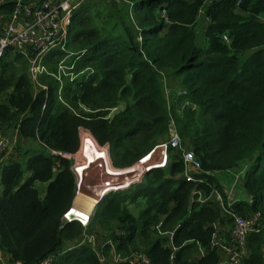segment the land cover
Listing matches in <instances>:
<instances>
[{
  "label": "trees",
  "instance_id": "1",
  "mask_svg": "<svg viewBox=\"0 0 264 264\" xmlns=\"http://www.w3.org/2000/svg\"><path fill=\"white\" fill-rule=\"evenodd\" d=\"M10 9L9 2L0 3L3 18ZM65 49L72 52L65 62L74 59V71L86 70L64 80L61 99L48 74L39 75L46 90L33 86L18 50L0 56L3 131L14 123L21 137L38 145L0 163V250L6 258L35 264L51 253V264H129L102 263L88 242L76 241L85 226L62 218L75 177L67 159L46 150H75L82 126L106 144L113 166H129L166 136L172 120L182 146L199 161L193 180L182 176L179 151L169 149L165 166L148 169L125 188L97 201L103 186L95 194L79 192L75 202L82 209L73 205L69 213L84 219L79 211L92 205L87 226L101 227L118 252L141 245L149 264H216L217 249L206 250L212 223L230 225V218L215 201L191 200V191L214 187L225 196L213 173L241 162L236 182L249 199L237 196L231 208L242 215L259 211L261 221L246 235L241 264H264V0H83L70 15ZM65 53L50 49L47 67L54 69ZM163 80L175 86L168 99ZM34 180L46 182L41 195ZM195 241L206 248L202 255ZM109 245L103 243L102 255Z\"/></svg>",
  "mask_w": 264,
  "mask_h": 264
},
{
  "label": "built area",
  "instance_id": "2",
  "mask_svg": "<svg viewBox=\"0 0 264 264\" xmlns=\"http://www.w3.org/2000/svg\"><path fill=\"white\" fill-rule=\"evenodd\" d=\"M81 1L83 0H0V3L9 2L11 4V9L5 18L0 13V56L8 48L18 50L27 61V73L33 86H41L46 90L47 85L39 81V75L42 73L48 74L57 80L59 99H61V86L64 80L72 81L86 70V68H82L74 71L72 69L74 59L69 63L65 62L66 58L72 54L71 51L65 49L70 15ZM222 39L226 42L228 41L225 34H222ZM54 47H59L65 50L66 53L56 59L54 69H49L44 61L45 55ZM162 90L168 99V96L172 94L170 89L162 85ZM174 92H178V89H175ZM62 102L64 103L63 100ZM80 129H82V135L79 134ZM87 130L85 127H78L77 135L79 140L83 141L86 138H91L94 142L93 137L89 135L90 133ZM8 144V136L4 133L0 122V159L6 152ZM93 147L102 153V156L98 157L105 159L107 162H103V168L98 164L96 157L91 165H88L86 159L84 162V150L81 146L75 151L47 148L46 152L69 161L70 170L75 177L74 195L77 192L84 194L88 190H90L89 194H95L96 184H98V187L103 186L97 194L96 201L108 191L122 189L130 183L138 181L148 169L165 166L169 149L179 151V157L183 164L182 176L186 180H193L192 172L199 171L198 159L190 149H185L182 146L172 120L168 122L165 138L155 143L147 153L128 167L118 168L113 166L108 158L105 144L101 146L94 144ZM125 171H128V173L121 174ZM121 181H127L126 185H120ZM84 182L88 183V185L83 186ZM91 187H94V189H91ZM224 189L225 196L214 187H211L207 192H203L201 188H195L191 191V200L198 202L215 201L223 214H227L231 221L230 225L220 222L212 223L213 230L207 249L197 241H195V245L199 255H202L208 249H218L220 256L217 259V264H241L242 257L247 254L245 246L246 235L250 232H257L261 227L260 213L259 211H253L248 215H242L235 212L231 208L234 199H231L232 196H230L229 190L225 187ZM69 209L63 214L66 217L65 220L75 219L84 226L88 217L84 221L76 215L70 217L67 214ZM155 227L157 228L158 224ZM158 232L161 231L158 230ZM171 233L172 229L169 230V235ZM107 242L111 244L109 240ZM111 249L113 252V248ZM171 249H176V246L171 245ZM97 255L99 260L104 259V255L101 253ZM113 257L114 261L122 260L127 261L129 264H149V258L142 251L133 252L129 257L113 253ZM52 258L51 253L47 254L35 264H51ZM169 258H173L172 251L169 254ZM0 264H21V262L19 260H8L0 250Z\"/></svg>",
  "mask_w": 264,
  "mask_h": 264
},
{
  "label": "rangeland",
  "instance_id": "3",
  "mask_svg": "<svg viewBox=\"0 0 264 264\" xmlns=\"http://www.w3.org/2000/svg\"><path fill=\"white\" fill-rule=\"evenodd\" d=\"M195 40H196V43L198 45H201L203 46L204 45V41H203V38H202V34L201 32L199 31H196V34H195ZM246 54V52L243 53V55H241L240 57L242 58L244 55ZM164 86L168 87L171 91V93L173 92L172 90V84L171 83H167L165 80H163V83H162ZM173 94V93H172ZM3 127V126H2ZM4 128V127H3ZM6 129L4 130V133L7 134L8 136V139H9V144H8V147L6 148V152L1 156V159L2 161L4 160H8V159H13V158H22L21 154H22V150L23 148L25 147H35V148H38V145H37V142L36 140L34 139H26V138H23L21 137L18 132H17V127L14 123H12L10 126H7L5 127ZM88 133L89 130H87ZM79 134L82 135V129L79 130ZM91 137H93L91 134H89ZM165 138V137H164ZM163 138V139H164ZM94 139V138H93ZM162 140V139H161ZM81 140H79L78 138V145L76 147L75 150L78 149V147L81 146ZM94 144H97L98 146H101V145H104V144H99L95 139H94ZM106 145V144H105ZM74 150V151H75ZM107 154H108V149H107ZM91 157V156H90ZM168 153H167V159H168ZM109 158V156H108ZM86 161L87 158H86ZM85 162V160H84ZM91 163H88V165H91L92 163H94V159H91L90 160ZM99 165L102 167V164L101 162H99ZM125 167H128V166H124V167H118V168H125ZM69 168H70V165H69ZM242 168H244V165L243 163H239L237 166L235 167H232V168H229V169H220V170H217L213 173L214 177L221 183V184H226V185H229L230 182L232 181V178H233V175L231 172H236L238 170H242ZM71 169V168H70ZM108 169V168H107ZM103 170V169H102ZM237 174V173H236ZM242 174V172H241ZM240 174V175H241ZM238 178L236 177V180ZM97 181V180H96ZM236 188H235V192H236V195L238 197H241L242 199L248 201V196L244 193V191H239L240 189H238V187H240V184H239V181L236 183ZM33 185L34 187L37 189V192L39 195L42 194L43 190H44V187L46 185V182L45 181H41V180H34L33 181ZM1 186V185H0ZM75 196V195H74ZM74 196H73V199H72V203H71V206L72 207L73 205L77 206L78 208H80L81 204L80 202H74ZM233 200V197L231 198ZM92 205H90L88 207V210L85 214H82L80 211H79V214L85 219L88 217V214L90 215L91 213V210H92ZM72 209V208H71ZM131 210L132 211H135V207L131 206ZM63 219L65 220L66 217L63 216ZM88 222V220H86V223ZM225 223V222H224ZM88 224H85L84 228H83V232L80 234L79 238L76 240L77 242H80V241H83V242H88L90 244V246L94 249V251L99 254L101 253L100 249H101V246L103 245L104 242H107L108 237L106 235V233L104 232V230L99 227V226H87ZM110 241V240H109ZM70 243V242H69ZM110 245H109V249H108V252L106 255H104V259L101 260L102 263H106V262H114V257H113V253H116V254H119L120 256H125V257H129L130 254H132L133 252H136V251H141L142 250V246H138L137 249H133V250H130L129 252H124V253H121V252H118L114 249V243L112 241H110ZM113 248V252H112V249ZM141 249V250H139ZM197 250V249H196Z\"/></svg>",
  "mask_w": 264,
  "mask_h": 264
},
{
  "label": "bare ground",
  "instance_id": "4",
  "mask_svg": "<svg viewBox=\"0 0 264 264\" xmlns=\"http://www.w3.org/2000/svg\"><path fill=\"white\" fill-rule=\"evenodd\" d=\"M91 142H92V144H91ZM93 145H94V143H93V141H92V139L91 138H86V139H84L82 142H81V147L83 148V150H84V160L87 158V160H88V163H91L90 162V160L91 159H94L95 160V157L97 158L96 160H98V164H99V162H101V164H103V162L105 161V159H102V158H100V157H98V156H102V153L98 150L97 151V149L96 148H94L93 147ZM91 156V157H90ZM100 158V159H99ZM106 162V161H105ZM107 163V162H106ZM107 168H108V166H107ZM109 171V170H108ZM122 173H124V172H122ZM121 173V174H122ZM125 173H128V171H125ZM132 175H133V173H132ZM97 185L98 184H96V186L95 187H97ZM124 185H126V184H124ZM78 194H79V192H77V194H75V199H74V202H75V200H76V197L78 196ZM71 211V210H70ZM68 215L69 214H71V213H67ZM72 215H74V214H72Z\"/></svg>",
  "mask_w": 264,
  "mask_h": 264
},
{
  "label": "crops",
  "instance_id": "5",
  "mask_svg": "<svg viewBox=\"0 0 264 264\" xmlns=\"http://www.w3.org/2000/svg\"><path fill=\"white\" fill-rule=\"evenodd\" d=\"M173 87H175L174 85H172ZM7 151V150H6ZM2 162V159H0V163ZM241 172H242V170H238V171H236V172H231L232 173V175H233V178H232V181L230 182V184L229 185H226V184H222L225 188H227L228 190H229V192H230V196H232L233 197V199H235V198H237V195H236V192H235V188H236V177L238 178L239 177V175L241 174ZM237 173V174H236ZM238 189H240L239 191H241V187H238ZM74 199H75V196H74ZM73 207V206H72ZM71 207V208H72ZM71 208L69 209V211L68 212H70V210H71ZM81 209H82V207H80ZM79 217V216H78ZM80 218V217H79ZM80 219H82V218H80ZM83 221H84V219H82ZM217 222V221H216ZM221 223V222H220ZM224 223V222H223ZM217 253H218V256L217 257H219L220 255H219V250L217 249ZM217 264V263H216Z\"/></svg>",
  "mask_w": 264,
  "mask_h": 264
},
{
  "label": "water",
  "instance_id": "6",
  "mask_svg": "<svg viewBox=\"0 0 264 264\" xmlns=\"http://www.w3.org/2000/svg\"><path fill=\"white\" fill-rule=\"evenodd\" d=\"M69 216H70V217H73V215H72V214H69Z\"/></svg>",
  "mask_w": 264,
  "mask_h": 264
}]
</instances>
